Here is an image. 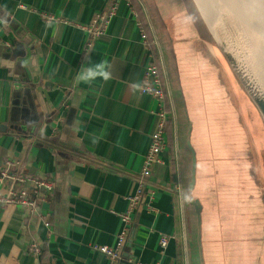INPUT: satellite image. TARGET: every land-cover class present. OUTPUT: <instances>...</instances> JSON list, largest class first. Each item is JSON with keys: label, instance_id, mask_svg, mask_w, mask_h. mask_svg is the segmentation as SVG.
<instances>
[{"label": "crops", "instance_id": "obj_1", "mask_svg": "<svg viewBox=\"0 0 264 264\" xmlns=\"http://www.w3.org/2000/svg\"><path fill=\"white\" fill-rule=\"evenodd\" d=\"M108 2L0 0V124L36 122L34 130L0 132V171L11 159L52 184L41 190L48 200L39 206L50 228L23 207H0V264H199L194 211L181 201L190 177L187 132L197 121L188 114L179 63H188L191 87L202 94L213 66L211 37L191 0H118L103 35L86 47L82 27ZM142 31L155 45L142 43ZM88 54L111 65L110 81L76 79ZM158 58L177 114L169 117L160 162L132 211L121 260L113 263L94 246H115L119 214L127 210L157 128V102L141 91L133 95L129 85L141 83L145 67ZM198 108L204 114L202 99ZM202 120L207 126V117ZM201 142L206 151L216 149L209 138ZM7 186L0 182V194ZM201 233L202 240L203 224ZM162 235L168 236L164 248ZM33 241L42 246L39 257L28 251Z\"/></svg>", "mask_w": 264, "mask_h": 264}, {"label": "rangeland", "instance_id": "obj_2", "mask_svg": "<svg viewBox=\"0 0 264 264\" xmlns=\"http://www.w3.org/2000/svg\"><path fill=\"white\" fill-rule=\"evenodd\" d=\"M212 2L214 7L220 4ZM227 11L222 7L220 13L229 22L231 36L240 38L235 14ZM209 42L213 66L202 94L199 87H191L188 63H179L188 114L197 121L193 133L190 123L197 160L192 192L203 204L204 264H256L264 260L258 251L264 239V126L214 41ZM200 99L204 114L198 108ZM203 137L216 149L206 151L199 144Z\"/></svg>", "mask_w": 264, "mask_h": 264}, {"label": "built area", "instance_id": "obj_3", "mask_svg": "<svg viewBox=\"0 0 264 264\" xmlns=\"http://www.w3.org/2000/svg\"><path fill=\"white\" fill-rule=\"evenodd\" d=\"M117 8L118 0H109L106 7L96 13L88 25L82 27L86 30L88 36L86 47L90 46L94 39L103 35L110 19L116 14ZM41 16L46 21L58 19L46 14H41ZM141 40L144 45L148 46L146 33L143 31L141 32ZM141 84L148 89L147 91L142 89L141 92L151 96L157 102V128L150 134V142L144 155L142 167L139 173L134 177L135 189L133 193L127 197V210L119 214L122 227L116 236L115 246H94V249L108 256L113 263L121 260V252L129 231L132 211L140 202L144 194L146 180L151 175L152 167L160 162L159 153L165 146V129L169 114L165 109V93L161 74L155 64L149 63L145 67ZM170 105L172 108L171 115L175 117L174 107H172L171 103ZM19 165L18 162L11 159H7L4 162V166L0 171V182L7 181L8 186L6 192L0 194V207L7 208L13 205L23 207L31 214L39 215L43 225L50 228V222L40 214L39 206L48 200V195L43 194L41 190L45 189L49 192L52 188V184L48 179L31 176L25 173ZM167 242V235L160 236V246L162 248L166 246ZM28 251L35 257H39L42 255V246L40 243L33 241L28 245ZM128 262L132 264H142L133 262L131 259H129Z\"/></svg>", "mask_w": 264, "mask_h": 264}, {"label": "water", "instance_id": "obj_4", "mask_svg": "<svg viewBox=\"0 0 264 264\" xmlns=\"http://www.w3.org/2000/svg\"><path fill=\"white\" fill-rule=\"evenodd\" d=\"M194 4L199 17L201 18L205 28L207 29L211 39L214 41L216 48L221 52L222 56L224 57L225 61L227 62V65L229 66L233 76L238 81L240 87L245 91V93L250 98V101L254 105L256 111L258 112L264 126V87L256 85V81L253 77V75H250L249 71H246L242 68V65L239 62V58L237 57V52L235 47H233V38L231 36V32L225 22L223 21L222 17L216 21L214 24L215 27L213 28L215 30V33L209 26L205 15L203 14L198 1L197 0H191ZM209 5L212 7V10H216V7H214L212 0H207ZM235 40V38H234ZM236 52V53H235ZM190 124H189V131L187 132V139H186V145L190 151L191 156V166H190V177L189 182L187 184V188L191 187L192 191L195 186L196 182V167H197V160H196V151L193 148L190 140ZM12 129L16 132H25V126L24 123L20 122H11L9 125L6 124H0V132H4L6 129ZM185 189V190H186ZM184 191V188H182V192ZM189 204V203H187ZM192 206L195 219H196V243L198 247V258H199V264H204L203 259V252H202V217H201V211H202V204L198 198L194 197L193 203L189 204Z\"/></svg>", "mask_w": 264, "mask_h": 264}, {"label": "bare ground", "instance_id": "obj_5", "mask_svg": "<svg viewBox=\"0 0 264 264\" xmlns=\"http://www.w3.org/2000/svg\"><path fill=\"white\" fill-rule=\"evenodd\" d=\"M197 1L214 33V24L220 17L228 27V20L220 13L222 7L228 10V14H235L242 32H239L240 38H235V40L233 38V47L236 49L242 68L253 75L256 85L264 87V0H225L226 2L217 0L220 4L214 11L207 0Z\"/></svg>", "mask_w": 264, "mask_h": 264}, {"label": "clouds", "instance_id": "obj_6", "mask_svg": "<svg viewBox=\"0 0 264 264\" xmlns=\"http://www.w3.org/2000/svg\"><path fill=\"white\" fill-rule=\"evenodd\" d=\"M189 20L192 18L189 17ZM113 78V74L111 71V65L105 61L101 60L99 62H93L91 60V54H88L83 62L80 70L77 73L76 79L79 82L85 83V84H92L97 81H103V82H108ZM147 91L148 89L146 86L142 85L140 82H134L129 85V90L130 92L135 95L137 92L141 90ZM35 121L29 120L24 123L25 130L30 131L34 130L35 128ZM95 142V141H94ZM181 201L183 203H193L194 201V196L191 187L188 189L184 190L181 193Z\"/></svg>", "mask_w": 264, "mask_h": 264}, {"label": "trees", "instance_id": "obj_7", "mask_svg": "<svg viewBox=\"0 0 264 264\" xmlns=\"http://www.w3.org/2000/svg\"><path fill=\"white\" fill-rule=\"evenodd\" d=\"M192 14H194L195 16H197L196 12L194 11ZM198 17V16H197ZM199 19V18H198ZM144 29V28H143ZM203 30L205 31V29L203 28ZM145 31V30H144ZM146 31H149L148 29H146ZM146 37H147V42H148V48L151 46V45H155L154 44V41H153V38L151 36V34L149 32L146 33ZM209 39V38H208ZM210 41V39H209ZM155 49V47H154ZM156 62V66L158 67L159 71H160V74H161V78H162V83H163V90H164V93H165V96H164V103H165V109L166 111L168 112V114L170 115L169 117H171V114H172V108H171V105H170V100H169V97H168V94L165 90V85H164V79H163V76H162V72H161V69H160V64H159V58L157 59V61H154ZM172 97H173V101H174V104H176L175 101H177V96L175 97L173 95V92H172ZM174 111H175V114H177V111H176V107L174 106ZM171 123V119L168 118L167 120V123H166V129H167V126L168 124ZM166 129H165V133H166ZM186 150V153H187V159H188V162H187V169L189 171L190 169V153L188 151V149H185ZM202 226V225H201ZM196 219H195V215H193V231L194 233L196 234ZM202 241V246H203V239L201 240ZM258 247V246H257ZM258 251L261 255V258L264 257V239H261V243L259 244V247H258ZM263 261V264H264V260H259L256 264H261Z\"/></svg>", "mask_w": 264, "mask_h": 264}, {"label": "flooded vegetation", "instance_id": "obj_8", "mask_svg": "<svg viewBox=\"0 0 264 264\" xmlns=\"http://www.w3.org/2000/svg\"><path fill=\"white\" fill-rule=\"evenodd\" d=\"M202 248H203V246H202Z\"/></svg>", "mask_w": 264, "mask_h": 264}]
</instances>
